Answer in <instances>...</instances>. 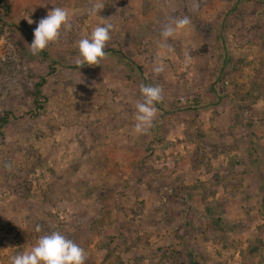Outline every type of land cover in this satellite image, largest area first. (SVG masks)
Wrapping results in <instances>:
<instances>
[{"label": "rangeland", "instance_id": "1", "mask_svg": "<svg viewBox=\"0 0 264 264\" xmlns=\"http://www.w3.org/2000/svg\"><path fill=\"white\" fill-rule=\"evenodd\" d=\"M55 6L72 28L32 55ZM105 19L106 57L79 68ZM41 75L44 112L10 116L0 146V264L53 230L85 264H264V0H0V114L27 112ZM141 84L163 89L146 134Z\"/></svg>", "mask_w": 264, "mask_h": 264}, {"label": "clouds", "instance_id": "2", "mask_svg": "<svg viewBox=\"0 0 264 264\" xmlns=\"http://www.w3.org/2000/svg\"><path fill=\"white\" fill-rule=\"evenodd\" d=\"M104 7L103 3H93L88 9L89 15H97ZM34 21L28 18V23ZM191 24L188 15L176 16L171 21L162 25L160 36L165 41L163 45L172 51L167 41L174 37L177 30L185 29ZM72 23L70 20V12L66 8L55 6L49 10L46 17L41 18L37 27L34 29V40L29 45L32 55H37L43 51L51 42H55L60 38L61 31L71 30ZM114 30V25L107 22L98 23L90 32L78 41L79 58L75 63L80 67L84 65H100V61L106 57L104 51L107 42L110 41V33ZM159 57L157 61H159ZM191 61L190 53H185V63ZM163 71V65L157 63L153 68V72L159 75ZM83 82V81H78ZM140 92L143 101L135 104V126L134 130L137 134H146L153 125V121L157 116L156 103L163 100V89L159 85L141 84ZM10 167V165H8ZM36 231H41L37 226ZM87 259L85 250L79 246L74 240L68 238L60 231L53 230L50 233L41 235L35 245L29 250L17 253L10 257V264H85Z\"/></svg>", "mask_w": 264, "mask_h": 264}, {"label": "trees", "instance_id": "3", "mask_svg": "<svg viewBox=\"0 0 264 264\" xmlns=\"http://www.w3.org/2000/svg\"><path fill=\"white\" fill-rule=\"evenodd\" d=\"M2 6L8 12L9 7L4 5V4ZM138 68L141 69V66L138 65ZM45 82H46V78L44 75H41L35 81L34 92L32 94V98H31V107L29 108V110L27 112L22 111L21 113H19V112L18 113H13V112L11 113L9 111H3V113L0 114V146L4 143V137H5L6 129L8 127V122H9L10 116H13L16 118V117H19L20 115H23V114H29L31 117L37 118L38 116H40L44 112L45 105L47 102V96H46L45 92L43 91V86H44ZM261 201H262V207L264 208V197H262ZM214 219H215V221H218L220 218L217 216V218H214ZM214 219H213V221H214ZM246 249L248 252H250L249 258L250 259L255 258V257H252V255L254 253H258V246L251 243L247 246ZM257 255H258L257 257L260 259L261 254L260 255L257 254ZM191 263L192 264H201V263L196 262L194 260L192 261V259H191Z\"/></svg>", "mask_w": 264, "mask_h": 264}]
</instances>
